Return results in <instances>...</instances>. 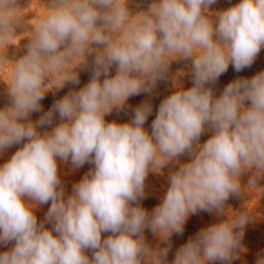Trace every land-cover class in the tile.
<instances>
[{"label": "clouds", "instance_id": "9594fccd", "mask_svg": "<svg viewBox=\"0 0 264 264\" xmlns=\"http://www.w3.org/2000/svg\"><path fill=\"white\" fill-rule=\"evenodd\" d=\"M215 3L153 0L132 15L128 0H49L48 14L27 22L26 52L12 62L10 101L0 109V155L21 145L0 164V245L13 244L0 253V264H169L171 236L182 235L198 211L227 219L189 238L171 264L239 258L252 210L226 211L225 204L258 189L264 177V71L232 80L219 96L212 85L230 64L236 72L251 67L264 48V0H239L221 11L211 10ZM22 10L18 0H0L6 49L8 40L22 37L16 35ZM88 56L94 57L90 81L29 119L53 87L79 83L75 69L86 67ZM176 60L191 62L192 87L177 85L160 103L151 132L144 128L152 113L147 102L129 122L105 120L130 96L150 94ZM56 114L61 123L51 127ZM42 127L51 131L41 133ZM205 132L211 135L200 144ZM185 154L189 161L179 163ZM58 160L73 169L92 165L67 197ZM169 163L178 169L149 212L139 203L146 178ZM49 202L38 221V207ZM146 229L164 247L153 249ZM256 264H264V254Z\"/></svg>", "mask_w": 264, "mask_h": 264}, {"label": "rangeland", "instance_id": "374dc122", "mask_svg": "<svg viewBox=\"0 0 264 264\" xmlns=\"http://www.w3.org/2000/svg\"><path fill=\"white\" fill-rule=\"evenodd\" d=\"M153 2V0H128L127 7L132 15H136L141 11H146L148 6ZM49 0H18V6L23 9L21 12V26L16 28V35L22 37H16L14 39L8 40L6 43L8 45L7 49L4 44H0V109L5 108L10 98L8 96V86L6 82H10L13 63L22 57L26 48L24 47L28 43V35L25 32L31 30V25L28 23H36V21L48 14V9L46 5ZM239 3V0H217V3L211 6L213 11H221L230 6ZM28 22V23H27ZM25 33V35H24ZM22 38V39H21ZM20 39V40H19ZM19 41V43H18ZM18 45H15L17 44ZM93 47H102L93 45ZM4 56L6 59H4ZM93 56L87 57V66L75 69L79 75V83L72 84L66 83L63 88H55L48 91L45 94L43 100L40 101L42 111L34 112L30 115L29 119L36 121L47 112L52 105L62 97H64L70 91H76L84 87L91 79L93 70ZM190 61L186 60H176L172 61L170 64L169 71L165 78L157 81L156 86L153 88L151 93H141L140 95L130 96L126 101L123 109L117 110L113 109L110 115L105 117L107 122L116 121L117 123H125L132 120L134 116V110L137 106L143 103H150L152 106V113L149 115L144 128L151 132V124L155 119L158 112L160 103L169 95H171L175 90L176 86L179 85L184 89L192 87V79L190 73ZM69 68L71 65L68 66ZM260 71H264V48L261 49L257 58L249 68H245L240 72H236L232 65L230 64L228 70L222 74L219 79L212 85L213 92L215 96H219L224 87L234 79L237 78H251ZM180 73H183L182 75ZM116 74V66L113 65L110 70V75ZM104 77H101L103 80ZM50 81L46 80V83ZM61 123L58 114L54 116L53 124L51 127H55ZM51 127H42L38 131L43 133L44 131H51ZM211 133L205 132L199 140L200 144L206 142L209 139ZM21 145H14L11 148L5 150V152L0 155V164L6 162L11 155L14 154L16 150ZM179 163L188 162L190 157L185 154L178 158ZM177 163H169L163 167L160 172H150L145 181V197L139 201L142 207L147 211L151 212L154 207L161 203L163 196L165 195L167 188L169 187L168 177L170 172L178 169ZM92 165L86 163L83 167L78 169H73L71 163H63L58 160V172L61 177L62 183L65 186L66 197L72 194V187L75 183L79 182L81 178L91 169ZM252 172H247L241 177L242 188H246L248 180L251 177ZM258 189L248 190L246 189L239 195H232L229 197L225 204V210L231 209V211L239 213L246 210H252V215L250 221L247 223L244 229V236L241 241V249L239 250V258L231 262V264H256L258 256L264 254V177H261L257 181ZM49 204L39 206L36 215L38 221L44 219V216L48 210ZM227 219V216L217 215L215 212L209 213L204 211H198L196 214L191 215L183 229L182 235L173 234L170 239L171 250L168 253L167 260L169 264L175 258V253L179 247L187 242L189 238L194 237L202 228H205L213 223H218L222 220ZM51 227V225H46ZM109 235V233H104L102 238ZM146 242L153 248L156 249L157 246L164 247L160 240L154 236V234L145 230L144 232ZM13 246L12 243L5 245H0V253L9 250ZM91 256V252H88ZM212 264H222L220 261L212 262Z\"/></svg>", "mask_w": 264, "mask_h": 264}]
</instances>
